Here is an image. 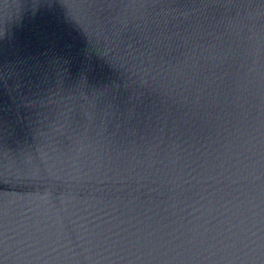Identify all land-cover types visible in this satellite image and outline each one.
<instances>
[{"label": "water", "instance_id": "obj_1", "mask_svg": "<svg viewBox=\"0 0 264 264\" xmlns=\"http://www.w3.org/2000/svg\"><path fill=\"white\" fill-rule=\"evenodd\" d=\"M0 264H264V0H0Z\"/></svg>", "mask_w": 264, "mask_h": 264}]
</instances>
